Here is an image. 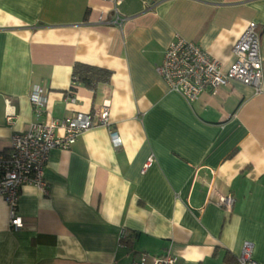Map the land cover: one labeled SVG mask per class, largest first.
<instances>
[{"label": "crops", "instance_id": "1", "mask_svg": "<svg viewBox=\"0 0 264 264\" xmlns=\"http://www.w3.org/2000/svg\"><path fill=\"white\" fill-rule=\"evenodd\" d=\"M111 9L112 0H0V152L32 121L33 86L45 121L108 105V125L51 149L47 194L20 187L19 229L0 197V264L130 263L140 253L236 264L243 241L264 264V81L260 93L233 80L189 103L155 70L175 34L226 70L249 21L264 61V0H123L120 28L97 23ZM76 62L110 70L109 81L71 90ZM226 194L229 209L218 203Z\"/></svg>", "mask_w": 264, "mask_h": 264}, {"label": "built area", "instance_id": "2", "mask_svg": "<svg viewBox=\"0 0 264 264\" xmlns=\"http://www.w3.org/2000/svg\"><path fill=\"white\" fill-rule=\"evenodd\" d=\"M123 0H112L110 17L102 14L97 23L121 27L127 17L120 13L118 6ZM254 21L247 22L239 38L231 47L233 61L226 70L221 68L218 60L211 57L195 42L175 34L163 52L162 60L155 66L156 72L167 84L170 91L183 96L189 103L197 99L199 93L208 89L215 93L217 88L230 81H239L253 89L254 93L262 91L264 81V61L260 56L259 34ZM33 119L26 129L12 133L7 151L0 152V197L8 209V226L19 229L22 218L17 214L19 190L22 185L30 184L44 194L48 193V185L44 179V166L53 148L68 149L77 137L94 125H108V105L104 103L94 116L88 113H75L69 119L60 121L42 119L43 106L46 102L43 89L33 86L29 93ZM17 115L7 105L5 121L12 124ZM61 128L63 133L56 134ZM111 141L118 145L121 141L116 131H110ZM152 161L149 157L144 163V171ZM233 202L232 195H220L218 203L226 209ZM125 232L119 233V245ZM250 241H243L236 264H259L252 254ZM149 259V260H148ZM112 264H176V258L165 253L160 256H149L140 253L130 263L113 261Z\"/></svg>", "mask_w": 264, "mask_h": 264}, {"label": "trees", "instance_id": "3", "mask_svg": "<svg viewBox=\"0 0 264 264\" xmlns=\"http://www.w3.org/2000/svg\"><path fill=\"white\" fill-rule=\"evenodd\" d=\"M110 76L111 71L106 68L76 62L71 70V90L75 88V84H80L94 91L98 84L107 83ZM124 240L125 238L122 239V242Z\"/></svg>", "mask_w": 264, "mask_h": 264}]
</instances>
